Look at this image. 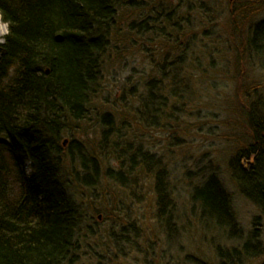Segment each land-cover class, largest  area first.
<instances>
[{
    "label": "trees",
    "instance_id": "1",
    "mask_svg": "<svg viewBox=\"0 0 264 264\" xmlns=\"http://www.w3.org/2000/svg\"><path fill=\"white\" fill-rule=\"evenodd\" d=\"M135 4L134 0H0V20L8 25L0 44V264H76L93 233L82 232L84 210L75 196L109 183L136 188L134 170L151 178L152 217L163 232L167 252L176 247L178 254L169 259L171 264H207L181 250L182 243L187 241L190 247L195 236L208 242L214 264H249L250 259L262 256L256 239L259 226L264 227L261 97L245 106L250 138L227 161L239 194L258 209L248 234L255 242L248 238L233 245L244 235L230 196L214 173L192 185L189 199L177 207L163 159L140 148L133 151L129 143L120 145L121 134L113 128L110 114L95 116L100 127L96 150L83 139L72 138L65 147L61 142L74 132L77 122L96 114L105 52L113 50L117 58L129 53L133 32L162 39L166 51L158 53V62L154 59V75L145 77L138 105L122 103L124 108L128 106L141 118L139 124L155 130L188 116L187 104L193 95L185 70L201 68L196 62V31L190 29L192 24L184 14L179 17L175 12L147 16L137 26L122 21ZM242 10V15L252 11ZM228 21L235 25L233 16ZM246 33L243 52L264 63V21L249 26ZM234 48L239 55V48ZM170 53L176 57L166 55ZM55 101L59 112L51 106ZM109 152L119 169L105 165Z\"/></svg>",
    "mask_w": 264,
    "mask_h": 264
},
{
    "label": "rangeland",
    "instance_id": "2",
    "mask_svg": "<svg viewBox=\"0 0 264 264\" xmlns=\"http://www.w3.org/2000/svg\"><path fill=\"white\" fill-rule=\"evenodd\" d=\"M134 2L136 4L131 8L130 16L122 21L129 20L137 26L147 16L156 13L165 16L175 12L179 17L184 14V19L188 18V23L190 21L192 24L190 29L196 31L193 35L197 39L196 62L201 68L193 66L185 70L190 75L188 87L190 95H193L187 104L188 116L184 120L181 117L180 120L172 119L169 125L155 130V127L139 124L141 118H136L128 106L124 108L122 103L130 104L133 108L138 105L139 95L145 91V77L154 75V59L158 62V53L164 55L166 51L161 46L162 39L151 34L136 36L133 32L134 46L129 53L127 51V54L117 58L113 50L105 52L96 114L92 113L87 119L77 122L74 132L63 136L61 142L65 147L72 138L83 139L89 148L96 150L100 127L95 116L98 118L104 112L110 114L113 128L121 134L120 145L129 143L133 151L140 148L141 152L154 155L157 160L163 159L177 207L189 199L192 185L207 174L214 173L230 196L232 209L244 235L233 245L241 244L250 238L251 220L259 212L239 194L228 171L227 161L250 138L244 117L248 101L259 97L264 99V63L253 55L249 58L243 52L247 28L264 21V0H205L206 5L198 3L199 0H169V5L166 0ZM236 9L240 13H234ZM242 9L252 11H245V15H242ZM229 15L236 20L233 26L228 21ZM0 23L2 44L7 28L1 20ZM188 40L191 46L195 45L191 37ZM234 47L239 48V55L234 52ZM166 55L170 58L175 56L173 53ZM110 154H106L110 161L105 165L119 169V162L114 161ZM24 168L27 170V163ZM133 173L137 176H133L138 184L136 188L132 186L128 189L109 183L106 187L91 190L93 193L85 191L83 196H75L84 210L80 215L82 232L87 236L93 233V237L82 247L76 264H171L169 259L178 255L176 247L167 252L163 232L152 217L151 178L140 170ZM133 192L139 194L140 199ZM126 227H129V231H126ZM121 229L125 230L121 232ZM258 229L256 239L262 248V256L250 259L249 264H262L264 261V227L259 226ZM198 233L202 235L199 230ZM198 238H193L190 247L186 246L187 241L181 242L184 246L181 250L205 259L207 264H214L216 259L209 251L208 242H201ZM250 239L255 242L253 238Z\"/></svg>",
    "mask_w": 264,
    "mask_h": 264
},
{
    "label": "bare ground",
    "instance_id": "3",
    "mask_svg": "<svg viewBox=\"0 0 264 264\" xmlns=\"http://www.w3.org/2000/svg\"><path fill=\"white\" fill-rule=\"evenodd\" d=\"M2 22V21H1ZM5 26H6V28H7V30H8V25H7V23H4V22H2ZM1 24V23H0ZM8 32V31H7ZM7 35V34H6ZM5 35V36H6ZM4 36V37H5ZM47 70H45V72H46ZM52 108H56V111H58L59 112V106H58V103L55 101L54 103H52ZM56 181H59L60 182V180H59V178L56 180ZM125 230V229H124ZM123 229H121V232H123L124 231ZM126 231H129V227H126ZM122 236H124V235H122Z\"/></svg>",
    "mask_w": 264,
    "mask_h": 264
},
{
    "label": "water",
    "instance_id": "4",
    "mask_svg": "<svg viewBox=\"0 0 264 264\" xmlns=\"http://www.w3.org/2000/svg\"><path fill=\"white\" fill-rule=\"evenodd\" d=\"M230 1H232V0H230Z\"/></svg>",
    "mask_w": 264,
    "mask_h": 264
}]
</instances>
